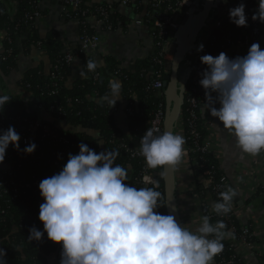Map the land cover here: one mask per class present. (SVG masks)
Masks as SVG:
<instances>
[{
	"label": "clouds",
	"instance_id": "9594fccd",
	"mask_svg": "<svg viewBox=\"0 0 264 264\" xmlns=\"http://www.w3.org/2000/svg\"><path fill=\"white\" fill-rule=\"evenodd\" d=\"M257 3L251 19L264 23V0ZM228 18L235 26L246 27L245 4L230 8ZM203 47L198 45L197 51ZM199 59L207 66L199 80L205 97L201 111L222 123L241 154L258 156L264 152V49L253 43L242 57L230 59L220 52ZM86 66L91 72L98 63L89 59ZM80 75L87 78L83 70ZM120 90V83L110 80L109 91L100 102L114 106L121 98ZM9 101V96L0 95V106ZM19 140L12 126L0 131V163L10 144L25 154L34 152V142L21 150ZM185 143L179 133L155 135L149 128L140 138L138 153L147 168L174 171L185 154ZM78 148V154L68 155L62 170L39 183L44 202L39 206L38 220L43 231L29 229V241H40L46 233L49 241L61 245L59 264H213L224 249L223 242L234 239L223 220L211 223L204 215L193 231L178 223L175 216L155 211L163 206L158 203L161 192L126 183L127 168L114 164L118 151L96 153L85 143ZM236 195L231 187L220 192L211 205L213 212L217 216L229 214ZM4 257L0 249V264H6Z\"/></svg>",
	"mask_w": 264,
	"mask_h": 264
},
{
	"label": "built area",
	"instance_id": "2783aa9c",
	"mask_svg": "<svg viewBox=\"0 0 264 264\" xmlns=\"http://www.w3.org/2000/svg\"><path fill=\"white\" fill-rule=\"evenodd\" d=\"M131 1L117 0V9L129 7ZM139 1L145 4L149 3L150 8L144 11L142 16L134 18L132 24L141 26L145 24L146 20L152 21L150 34L153 40V49L158 48L160 59L157 61L161 64L160 72H156L155 78L146 86V90L151 91L155 98L163 97L168 100L171 91L169 87H164V78L171 74L179 47L185 46L190 40L191 33L196 26L193 19L201 16L207 0H175L165 8H162L164 0ZM66 2L71 6L72 19L77 24L80 23L84 26L88 22L91 25L90 19L94 20L96 24L91 25L93 31L83 28L79 32V44L74 49L61 52L57 64L53 67L55 70L59 64L73 66L79 55L89 56L92 52L101 50L104 33L113 30L108 18L109 11L105 6L93 8L83 0H66ZM240 3L245 4L246 27H237L229 22V9ZM108 6L110 7V5ZM257 7V0H226V2L225 0H212L203 25L183 58L185 68L180 79L176 80V82H180L179 85H182V101L173 120V130L174 133L183 135L186 140L185 154L176 168L179 172L178 176L183 182L184 189L182 191L191 215L190 218H183L182 224L194 231L199 226L201 218L208 215L211 223L223 220L228 230L234 233V239H226L223 242L224 249L214 258L213 264H264V205L260 207L259 204H255L257 198L264 194V152L253 157L241 154L233 146L235 138L223 129L222 123L214 117L208 118L207 111H201L205 97L204 89L199 84V80L202 78L200 73L207 67L200 63L199 58L206 48L215 49L214 57L220 52H224L230 59L245 56L253 43H259L261 49H264V23L251 19ZM65 13L66 10L63 14ZM65 15L71 16L68 13ZM40 16L41 12L36 9L28 18H32L35 22ZM200 44H203L204 47L203 51L198 52L197 46ZM11 50L12 47H9L5 52L10 53ZM89 77L97 80L100 73L97 70L89 71ZM52 78L59 81L63 79L55 74ZM19 86L22 90L27 91L21 85ZM57 92L56 82L51 94ZM132 103L131 99L124 102L125 113L128 117L134 113ZM215 106L219 107L218 104ZM157 107L151 113L148 122V129L153 130L155 135L166 131L165 106L159 102ZM38 108L47 112L41 106ZM118 109L119 106H116L113 111L116 112ZM58 111L63 112L60 107ZM47 113L50 116V122L55 124L62 121L52 117L49 112ZM62 123L64 122L62 121ZM25 129L26 131H22L20 134L19 144L21 146H28L30 142H34L36 145L40 144V149L48 146V150H53L62 145H69L68 137L60 135L52 125L40 122L29 123ZM62 129L67 130L66 128ZM36 130H39V134L34 137ZM113 142L117 148L125 150L131 159H138L140 164L138 182L143 186L156 188L158 186L157 172L155 169L146 167L144 158L138 153L139 143H127L123 140ZM234 150L237 151L236 155ZM62 153L63 151L58 152L59 155ZM40 156L42 155L40 154ZM206 156L219 162L224 168H222L223 173L215 175V172L205 163L204 157ZM37 158L38 156L23 153L17 159L18 167H21L24 160L31 163L35 162ZM0 167L3 169V174L0 175V196L8 195V201L19 199L26 193V189L38 188L41 180L62 170L59 161L55 159L47 174L26 181L13 176V160L9 156H7L5 166L0 165ZM229 187L237 193L232 202L231 211L225 216H217L211 205L219 199V193ZM3 250L6 264H15L13 260L9 259L8 251Z\"/></svg>",
	"mask_w": 264,
	"mask_h": 264
},
{
	"label": "trees",
	"instance_id": "16d2710c",
	"mask_svg": "<svg viewBox=\"0 0 264 264\" xmlns=\"http://www.w3.org/2000/svg\"><path fill=\"white\" fill-rule=\"evenodd\" d=\"M16 1V11L13 14L6 10L5 5L0 2V30L4 32V50L0 53V71L5 75L15 68L20 53V49L15 47V42L18 38L21 39L22 53L28 54L33 48L39 49L46 56L49 69L46 71L44 64L39 62L29 68L19 81V85L27 89L34 97L33 104H29L20 94L8 93L3 91V89L0 90V95H7L10 98V101L4 107L0 106V131L12 126L20 135L22 131H26L27 124L40 122L41 124L52 125L60 135H66L69 139V145H62L59 148L48 150V146L40 149V144L38 143L34 152L31 153L38 156L35 162L30 163L24 160L21 167H18L17 159L22 156L23 151L14 150L10 144L6 149L5 159L0 165L5 166L7 156H9L13 160V176L16 179L29 181L47 174L50 165L55 159L59 161L60 167L63 168L67 163L68 155L78 154V145L85 143L96 153L118 151L119 155L114 164L127 168L128 179L126 183L138 189L152 187L143 186L138 182L140 171L138 159H131L125 150L117 148L113 141L120 142L123 140L127 141V143H139L140 138L148 129L151 113L158 108L159 102L165 106L166 118L167 111L170 112L168 100L163 97L155 98L151 91L146 90V86L155 78L156 72L161 70V64L157 61L160 59L158 48L152 49L147 55L137 59L133 71L122 67L121 61L106 54L103 57V64L98 65L96 68L100 73V77L97 80L89 77V71L86 66V62L89 59H93L91 55L82 54L77 59L87 78L82 77L80 74L73 75L72 69L74 65L59 64L57 70H55L53 67L60 58L63 43L57 39L54 31L47 32L43 37L39 35L34 20L30 18L31 16L28 18L33 11L38 9L40 0ZM83 1L87 2V0ZM174 2L175 0H164L162 8ZM63 4L66 13L71 15V6L66 0H63ZM89 6L93 8L105 6L109 11L108 18L113 30L117 28L126 29L134 18L142 16L143 12L150 8L149 3L145 4L139 0H132L128 7L129 13L126 15L117 9V0H103L100 3L89 4ZM65 14L62 16L63 21L66 22L72 19V15L69 17ZM145 24L150 28L151 32L152 21L146 20ZM78 27L79 31L83 28L93 31V27L88 22L84 26L78 23ZM9 47H12V50L10 53H6L5 50ZM205 54L213 56L215 49L206 48L202 55ZM54 74L58 77H63L62 81L52 78ZM110 80L117 81L121 85V98L112 107L106 102H100V97L109 91ZM56 82L58 92L51 94ZM128 99L133 102L134 113L129 116L127 131H123L115 123V112L113 110L114 107L119 106L120 101ZM38 106L49 112L52 117L62 120L65 125L75 127L76 130L62 129L64 127H61L58 123L54 124L40 117ZM59 107L62 108V113L58 111ZM109 111L111 112L109 113ZM208 118H212L210 114ZM38 134L39 130H36L34 137ZM25 147L27 146L20 145L21 150ZM60 151H63L61 155L58 154ZM236 152L234 150L235 155ZM204 160L209 168L215 172V175L223 173V167L215 159L206 156ZM225 167L228 166L225 165ZM0 168L1 175L3 174V169L2 167ZM155 171L157 172L158 183L155 190L162 194L158 203L163 205L155 209V211L169 215L165 177L166 167L157 168ZM8 198V195L0 196V248L8 251L9 259L13 260L15 264H53L54 262L59 264L61 245L49 241L46 233L40 241L28 240L30 228L35 227L37 230L43 231V224L38 220V214L39 206L44 201L38 188L26 189V193L17 200L8 201ZM255 204H259L260 207L264 205V194L257 198Z\"/></svg>",
	"mask_w": 264,
	"mask_h": 264
},
{
	"label": "crops",
	"instance_id": "0c3cea01",
	"mask_svg": "<svg viewBox=\"0 0 264 264\" xmlns=\"http://www.w3.org/2000/svg\"><path fill=\"white\" fill-rule=\"evenodd\" d=\"M103 0H87V4H95L100 3ZM111 1V0H109ZM11 14L16 11L17 1L16 0H0ZM38 9L41 12V16L36 19L35 25L37 27V32L42 37L45 36L47 32L54 31L57 35V39H59L62 45V51H68L74 49L79 44V27L77 22L74 19L69 21H63L62 15L65 11V7L63 4V0H40L38 2ZM119 12L123 14L129 13L128 7H119ZM91 25H95V21L89 20ZM146 25V24H144ZM147 26V25H146ZM134 26L131 22L130 24L124 28H117L114 30H110L105 32L103 35V48L98 51L92 52L91 56L93 60H95L98 65L103 64V57L108 54L113 56L122 62V67H125L129 71L134 70L135 61L141 57L147 55L148 52L153 49V40L150 34V28L148 26ZM149 29V30H148ZM3 37L4 32L0 30V53L4 50L3 45ZM15 47L20 49V53L18 55L17 64L13 70H11L8 74H2L0 71V88L3 91L13 94H20L29 104L34 103V97L27 91L22 90L19 86V81L24 76V73L31 67L37 65L39 62L44 64V69L47 71L49 69V63L41 51L37 48H33L30 53H22V43L21 39L18 38L15 42ZM73 72L72 74H80L82 67L76 59L73 64ZM185 68V61L182 59L179 62L177 68V78L178 75L181 76L183 70ZM70 79V78H69ZM69 83V82H68ZM180 82H176V91L180 98V104L182 101V85H179ZM124 102L120 101L119 109L114 113V120L117 126L123 131H127V124L129 122V117L125 113ZM168 109L167 111V119L170 117L169 115L172 113L174 108V99L172 94L168 99ZM180 108V106H179ZM39 109V108H38ZM40 117L45 119H50L49 115L43 111L42 109L38 110ZM165 122V123H166ZM61 127L66 128L67 130H76L75 127H69L62 123V121L57 122ZM173 124L171 132L174 133ZM171 196H172V204L174 207V212L178 223H180L183 227H185L183 223V218H190L189 207L185 201V197L183 195L182 189L183 182L179 178L178 169L176 168L174 171L171 170ZM166 177V175H165ZM181 181V182H180ZM167 184V183H166ZM168 201V196H167ZM169 215H172L170 212L169 202ZM53 264H56L54 262Z\"/></svg>",
	"mask_w": 264,
	"mask_h": 264
},
{
	"label": "water",
	"instance_id": "95a60500",
	"mask_svg": "<svg viewBox=\"0 0 264 264\" xmlns=\"http://www.w3.org/2000/svg\"><path fill=\"white\" fill-rule=\"evenodd\" d=\"M211 4H212V0H207L201 16L198 17V18H194L193 19V21L196 23V26L193 29L192 33H191L192 34L191 38L187 42V44L185 46H180L179 47V51L176 54V59H175V61L173 63V66H172L171 74L169 76H165V78H164V83H163L164 87H167V88L169 87L170 88L172 97L174 99L173 111L169 115L170 117L167 119V122L165 124V130L166 131H170L171 132L174 117H175L176 113L178 112L179 106H180L179 105L180 104V98H179V96L177 94V91H176V80H177V75H176L177 72L176 71H177L179 62L187 54L190 45L192 44L193 40L195 39L199 29L203 25V22H204L207 14L209 12ZM171 173H172V171L169 168L166 167V183H167L168 202H169L170 212L176 218V215H175V212H174V207H173V204H172L173 200H172V196H171V189H172V187H171V176H172ZM176 220H177V218H176ZM177 222H178V220H177Z\"/></svg>",
	"mask_w": 264,
	"mask_h": 264
},
{
	"label": "rangeland",
	"instance_id": "374dc122",
	"mask_svg": "<svg viewBox=\"0 0 264 264\" xmlns=\"http://www.w3.org/2000/svg\"><path fill=\"white\" fill-rule=\"evenodd\" d=\"M180 79V76L178 75V80Z\"/></svg>",
	"mask_w": 264,
	"mask_h": 264
}]
</instances>
